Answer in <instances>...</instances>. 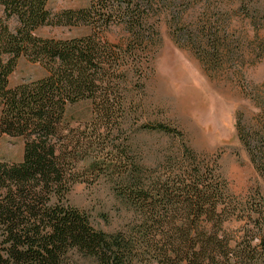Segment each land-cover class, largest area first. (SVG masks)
I'll list each match as a JSON object with an SVG mask.
<instances>
[{"label": "trees", "instance_id": "obj_1", "mask_svg": "<svg viewBox=\"0 0 264 264\" xmlns=\"http://www.w3.org/2000/svg\"><path fill=\"white\" fill-rule=\"evenodd\" d=\"M49 1L0 0V138L25 142L21 163L0 162L5 234L0 264H72L74 254L80 264H264L260 192L253 202L232 195L216 162L189 147L170 153L169 173L147 182L136 160L121 168L126 150H134L129 138L123 150L102 146L113 131L127 132V88L143 66L139 54L160 40L153 14L171 16L170 26L179 25L184 15L178 9L190 0H90L87 8L58 12L48 8ZM200 15L196 24L176 29L178 44L201 53L209 64L264 61V0H206ZM14 17L18 27L12 31L8 22ZM242 17L249 34L232 33L233 22ZM46 26H86L92 33L71 39L38 36ZM113 27L127 31L128 43L106 40ZM21 58L39 63L48 75L10 87ZM85 100L93 103V122L84 131L70 128L68 106ZM255 103L257 121L239 112L236 130L264 179V96L257 95ZM144 128L174 136L163 124ZM80 163L88 164L85 174L116 178L117 196L132 213L121 229L97 230L86 215L62 206L84 174L79 175Z\"/></svg>", "mask_w": 264, "mask_h": 264}, {"label": "rangeland", "instance_id": "obj_2", "mask_svg": "<svg viewBox=\"0 0 264 264\" xmlns=\"http://www.w3.org/2000/svg\"><path fill=\"white\" fill-rule=\"evenodd\" d=\"M204 1L206 0H190L187 7H180L178 12L184 15L182 22L173 27L170 26L171 16H161L159 12L153 14L151 23L157 26L160 40L155 38L147 54H139V58L143 59V66L127 88L130 112L127 132L113 131L102 146H115L123 150L124 146H128L129 143H125L129 138L134 150H126L127 155L122 158L121 168L125 170L129 159L136 160L147 182L169 173L171 165L166 162V157L170 153L180 154L189 147L200 158L216 162L232 195L248 197L253 202L257 192L264 197V179L239 140L236 117L241 112L247 121H257L255 100L257 95L264 96V61L250 58L241 63L230 60L209 64L203 61L201 53L178 44L174 32L184 25L199 21ZM89 5L90 0H50L48 8L58 12L83 9ZM1 17L3 8L0 6ZM240 19L233 22L231 32L249 34L248 21L243 17ZM260 23L264 24L263 18ZM8 24L15 31L18 27L17 18H12ZM91 33L92 29L86 26H46L36 31L40 37L55 39H71ZM105 37L114 44H126L129 34L123 27H113ZM47 75V71L39 63L21 58L9 77V86L13 88ZM94 117L93 103L90 100L69 105L66 110V123L73 129L84 131ZM157 124L167 126L174 131V136H164L144 128ZM24 147L23 138L2 136L0 162L21 163ZM138 148L136 156L135 150ZM110 149L101 150L100 154L103 155ZM87 166V163L78 165L79 175L82 172L84 174L79 177L80 182L70 187V192L61 200V204L86 215L95 229L113 233L129 222L132 213L117 196L120 185L116 184V178L85 174ZM4 240L5 234L0 227V245L3 247ZM5 246L8 247V244ZM70 262L80 264L82 259L74 254L70 256Z\"/></svg>", "mask_w": 264, "mask_h": 264}]
</instances>
